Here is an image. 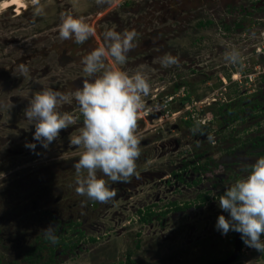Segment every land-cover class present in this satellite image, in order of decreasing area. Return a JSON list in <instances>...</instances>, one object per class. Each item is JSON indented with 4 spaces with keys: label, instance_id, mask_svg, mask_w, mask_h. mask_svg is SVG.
I'll return each instance as SVG.
<instances>
[{
    "label": "rangeland",
    "instance_id": "374dc122",
    "mask_svg": "<svg viewBox=\"0 0 264 264\" xmlns=\"http://www.w3.org/2000/svg\"><path fill=\"white\" fill-rule=\"evenodd\" d=\"M41 4L40 15L30 1L0 9V264H32L28 252L43 242L42 229L50 223L70 244L79 240L74 249L57 248L53 264H124L129 254L135 264H207L228 256L236 232L216 229L222 210L214 196L264 155L258 153L264 147L250 140H264V118L249 115L219 126L217 113L239 93L264 88V0ZM68 10L96 29L95 38L84 44L60 39V15ZM206 20L211 24L199 26ZM108 29L136 32V47L120 67L144 72L152 87L138 118L139 176L130 183L109 181L116 196L104 204L76 193L73 164L82 149L69 137L83 126L72 96L86 75L82 57ZM232 50L240 55L235 64L228 59ZM165 55L178 62L163 67ZM21 63L26 75L17 70ZM45 87L69 96L58 110L75 120L48 149L33 140V122L24 115ZM196 121L203 134L194 131ZM173 202L191 205L176 210ZM147 207L155 214L144 222L139 211ZM241 254L234 264H264V253L245 244ZM49 258L45 248L36 264Z\"/></svg>",
    "mask_w": 264,
    "mask_h": 264
},
{
    "label": "clouds",
    "instance_id": "9594fccd",
    "mask_svg": "<svg viewBox=\"0 0 264 264\" xmlns=\"http://www.w3.org/2000/svg\"><path fill=\"white\" fill-rule=\"evenodd\" d=\"M30 3L36 15L43 13L41 0H30ZM58 32L60 39L74 40L77 44H84L96 36V29L72 10L61 13ZM136 36L134 30H106L102 42L82 57L86 75L81 86L72 93L83 117L79 134L69 137L70 144L82 149L73 164L75 191L97 203L106 204L115 198L116 191L109 186V181L130 183L133 177L139 176L138 118L152 86L144 72L138 70L130 74L120 67L136 47ZM109 57L111 63H108ZM228 59L235 64L240 55L232 50ZM160 62L163 67H169L178 61L174 56L165 55ZM17 70L21 75L28 73L24 63L19 64ZM62 102H70L69 96L45 87L33 95L24 109L25 117L34 125L33 140L44 149L75 123L73 115L58 110ZM194 131L203 134L200 121L195 122ZM208 139L211 141L213 137L209 135ZM25 146L36 148V144L30 142ZM243 171L244 174L226 185L221 194L214 196L222 210L216 229L222 234L238 232L247 247L264 253V239H261L264 235V155ZM42 230L45 240L52 244L59 242L54 224Z\"/></svg>",
    "mask_w": 264,
    "mask_h": 264
},
{
    "label": "trees",
    "instance_id": "16d2710c",
    "mask_svg": "<svg viewBox=\"0 0 264 264\" xmlns=\"http://www.w3.org/2000/svg\"><path fill=\"white\" fill-rule=\"evenodd\" d=\"M211 22V20L200 21L199 26L205 27L210 25ZM228 76L230 78L229 74ZM236 97L237 99L235 100L226 101L220 104L217 113V115L219 116V126H229L233 122L246 119V117L249 115L263 116L264 118V88L249 94L239 93L238 95H236ZM246 99L248 101H246ZM258 125H261V121H258ZM261 135H264V133H262ZM250 140L252 141L254 147H264V140H262L260 136H257ZM254 152H256V150H254ZM258 153L264 154V149ZM173 205L175 206L176 210H181L183 208L185 209L190 207L191 203H186L185 205L181 206L177 202H173ZM139 213L141 214V220L144 222H148L152 219L155 211L151 210L150 207H147L146 210H140ZM58 237L59 242L56 244H52L51 246H47V243L49 242L45 239L42 243L40 242L39 244L35 245L28 252V260H30L32 264H36V260L40 256L42 250L48 248L50 250V258L44 264H53V256L55 255L57 248H62L63 251L74 249L79 241L78 240L77 242H72L70 244V240H67L61 234L58 235ZM90 239L93 241L95 240V238ZM127 258L128 260L125 264L135 263L134 260L130 257V254L127 256Z\"/></svg>",
    "mask_w": 264,
    "mask_h": 264
},
{
    "label": "water",
    "instance_id": "95a60500",
    "mask_svg": "<svg viewBox=\"0 0 264 264\" xmlns=\"http://www.w3.org/2000/svg\"><path fill=\"white\" fill-rule=\"evenodd\" d=\"M242 246V239L241 234L237 232L236 234V243H235V249L232 255L224 260H221L219 262L209 263V264H228L236 259L237 255L239 254Z\"/></svg>",
    "mask_w": 264,
    "mask_h": 264
},
{
    "label": "bare ground",
    "instance_id": "6f19581e",
    "mask_svg": "<svg viewBox=\"0 0 264 264\" xmlns=\"http://www.w3.org/2000/svg\"><path fill=\"white\" fill-rule=\"evenodd\" d=\"M28 1L30 0H0V9H6L9 7V5L11 4V6L13 7H17V6H21L24 5L25 3H28ZM5 10V11H6Z\"/></svg>",
    "mask_w": 264,
    "mask_h": 264
},
{
    "label": "flooded vegetation",
    "instance_id": "af4514ba",
    "mask_svg": "<svg viewBox=\"0 0 264 264\" xmlns=\"http://www.w3.org/2000/svg\"><path fill=\"white\" fill-rule=\"evenodd\" d=\"M236 234H237V232H236ZM261 239H264V237H261ZM235 243H236V237H235ZM243 244H244V243H243V241H242V246H243ZM242 246H241V249H242ZM234 249H235V248H234ZM233 252H234V250H233L228 256H226L225 258L220 259V260H215V261H212V262H209V263H214V262H219V261H221V260H224V259L230 257V256L232 255ZM241 255H242V254H241V250H240V252H239V254L237 255L236 259L233 260L232 262L228 263V264H234L236 260H239V259H240ZM125 263H126V262H124V264H125ZM209 263H207V264H209ZM134 264H135V263H134Z\"/></svg>",
    "mask_w": 264,
    "mask_h": 264
}]
</instances>
